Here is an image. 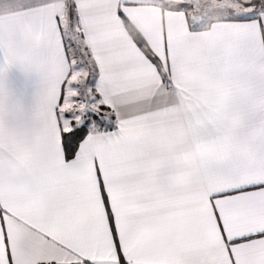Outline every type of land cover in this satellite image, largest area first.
I'll return each mask as SVG.
<instances>
[{
	"label": "snow or ice",
	"instance_id": "obj_1",
	"mask_svg": "<svg viewBox=\"0 0 264 264\" xmlns=\"http://www.w3.org/2000/svg\"><path fill=\"white\" fill-rule=\"evenodd\" d=\"M0 264H264V0H0Z\"/></svg>",
	"mask_w": 264,
	"mask_h": 264
}]
</instances>
